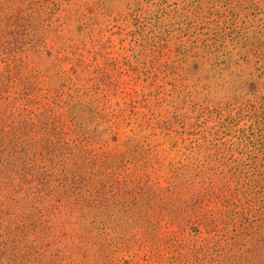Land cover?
<instances>
[{
    "label": "rangeland",
    "instance_id": "obj_1",
    "mask_svg": "<svg viewBox=\"0 0 264 264\" xmlns=\"http://www.w3.org/2000/svg\"><path fill=\"white\" fill-rule=\"evenodd\" d=\"M8 164L55 264H264V0H0Z\"/></svg>",
    "mask_w": 264,
    "mask_h": 264
},
{
    "label": "trees",
    "instance_id": "obj_2",
    "mask_svg": "<svg viewBox=\"0 0 264 264\" xmlns=\"http://www.w3.org/2000/svg\"><path fill=\"white\" fill-rule=\"evenodd\" d=\"M15 168L18 167L13 164H8L6 171L0 170V190H13L15 188V192H13V195H11L9 200V202L12 203L11 207L14 208V210L10 211L9 214L14 218L17 217L20 221H25V219L27 220L29 218L39 219L42 215L47 216L50 214L52 216L49 219L51 225L47 227L50 232L44 236H42L41 233H36L34 228L38 225L36 223L30 226L33 228L31 230H21L22 232L20 231L19 233H23L24 235L23 240L18 243L21 244L20 247L17 249L15 245H6L3 248L0 247V264H41V262H46L47 260L50 262L49 264H55V258L59 256V252L71 248L70 245L72 243V235L70 234L67 236V228L65 223H63L66 221L60 220L54 215L59 214V212L56 211L57 209H48L49 206L46 204L45 206L39 207L36 212H26L28 210L24 202L26 200L31 202V198H37L39 199L38 202L41 203L43 201H40V199L41 196H44V194L39 193V191H35L34 186L33 188L29 187L28 183H30L31 180L28 179V177L18 175ZM20 179L27 186L23 184L9 186L13 182ZM7 198V195L3 197V199ZM2 209H5L8 213L7 207H3ZM46 223V219H44L42 224L41 221L39 222V226H45ZM21 225L22 228L26 227L24 224ZM61 231H63V233H60ZM63 235L67 236V240L64 239ZM15 240L17 239H13V241ZM30 255H35L34 257H36V259H27Z\"/></svg>",
    "mask_w": 264,
    "mask_h": 264
}]
</instances>
